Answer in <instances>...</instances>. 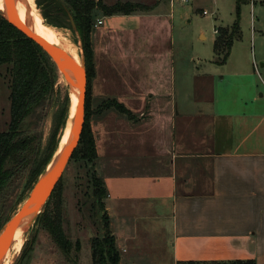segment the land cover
Here are the masks:
<instances>
[{
  "label": "crops",
  "instance_id": "0c3cea01",
  "mask_svg": "<svg viewBox=\"0 0 264 264\" xmlns=\"http://www.w3.org/2000/svg\"><path fill=\"white\" fill-rule=\"evenodd\" d=\"M135 2L153 7L97 11L91 35L94 110L109 99L132 114L91 120L120 264H264V59L233 58L232 43L213 70L212 44L179 78L171 0Z\"/></svg>",
  "mask_w": 264,
  "mask_h": 264
},
{
  "label": "trees",
  "instance_id": "16d2710c",
  "mask_svg": "<svg viewBox=\"0 0 264 264\" xmlns=\"http://www.w3.org/2000/svg\"><path fill=\"white\" fill-rule=\"evenodd\" d=\"M50 12L42 11L48 24L57 27L71 26L63 22L62 17L73 18L75 31L81 40V51L85 61L87 76L86 97L84 104V122L76 148L70 160H78L87 170L86 177L91 187L92 207L102 221V234L90 239L91 264H120L121 254L115 236L110 227L109 215L105 207L107 191L104 181L95 170L97 149L91 128L93 113H101L108 108L131 117L132 114L115 100L102 101L95 110L91 106V80L95 75L91 35L94 30L97 11L103 15L132 14L146 12L153 6L131 1H116L106 4L102 0H43ZM243 0H237V4ZM37 6L42 2L35 0ZM55 13L51 16L50 13ZM63 15V16H61ZM237 23L234 25L236 29ZM72 27V26H71ZM234 39L233 29H222L215 36L213 49L215 63L222 64L227 59ZM0 65H6L9 74L8 100L9 121L4 130H0V200L7 194L15 181L26 173V189L29 192L40 173L50 161L57 149V138L61 127L64 109L56 118L48 143L41 147L40 136L30 132L25 120L35 115L38 107L53 93L58 79V71L46 52L33 40L17 30L0 14ZM69 160V161H70ZM60 179L55 185L43 210L35 222L48 232L53 242L67 260L77 262L80 241L70 240L63 228V212ZM27 192V193H28ZM14 210V209H13ZM0 209V229L13 215ZM33 242H26L17 259V264H29ZM73 253V254H72ZM178 264H200V262H178ZM212 264H254V260H234L214 262Z\"/></svg>",
  "mask_w": 264,
  "mask_h": 264
},
{
  "label": "rangeland",
  "instance_id": "374dc122",
  "mask_svg": "<svg viewBox=\"0 0 264 264\" xmlns=\"http://www.w3.org/2000/svg\"><path fill=\"white\" fill-rule=\"evenodd\" d=\"M40 1L42 3L39 6L35 3L40 14L42 11L50 12L49 7L46 5L47 2ZM103 1L110 4L116 0ZM129 1L135 2L138 0ZM168 7L172 23L175 68L179 78L183 73L191 76L188 71L192 68H204L201 63L197 64L198 62H196L193 65V62L199 56L204 57L212 54L213 39L222 29H227L229 32L232 29L234 31L230 56L233 58L238 57L240 53L248 48L258 65L260 63L259 59L261 61L264 59V0H243L239 5L237 0H171V3L168 2L166 5V8ZM203 10L207 13L203 14ZM50 14L53 17L55 16L54 12ZM42 18L47 23L48 20L46 21L43 16ZM62 20L71 25L66 15L62 17ZM236 23L237 26L234 30ZM48 25L58 33L59 39L61 38V45L76 49L80 55L81 40L74 28L71 26L61 28L53 24ZM215 29L216 32H214ZM216 57L218 56L216 55ZM220 65L214 64L212 66L213 70L223 69ZM258 71L264 77V70L258 68ZM8 84L9 74L6 65H0V130H4L9 121ZM185 85H187V81ZM93 90L91 89V94ZM70 91V86L64 76L58 73L53 93L38 107L35 115L25 120L28 130L40 136L41 147L48 143L56 118H58L60 111L64 109L61 127L57 135V138L61 140L65 125L68 120L70 121ZM231 95L232 93H229L227 96ZM227 96L226 98H228ZM91 106L94 110L92 100ZM96 114L93 113L92 117L97 116ZM142 117L146 118V113ZM86 174L87 170L78 160H70L60 178L63 228L70 240L73 242L75 240L80 241V250L76 253L78 264H91L90 239L103 232V224L99 214H95L92 207L91 187L88 185ZM25 183L26 173H23L0 200L1 210L10 211L9 213L14 211L13 213H15L28 196L29 192ZM23 237L18 252L11 255L9 264H17V259L26 242H33L29 264H73L63 255L48 232L40 228L36 222L26 225Z\"/></svg>",
  "mask_w": 264,
  "mask_h": 264
},
{
  "label": "water",
  "instance_id": "95a60500",
  "mask_svg": "<svg viewBox=\"0 0 264 264\" xmlns=\"http://www.w3.org/2000/svg\"><path fill=\"white\" fill-rule=\"evenodd\" d=\"M3 1L5 11H0L1 16L17 30L22 32L26 37L37 43L50 57L58 73L64 76L66 82L70 86V89L75 86L78 88V93L74 115L70 120L71 128L67 141L63 144L61 149H59L58 143L57 149L53 153L44 170L34 182L24 202L0 229V260L5 256L6 252L10 248L14 233L18 226L25 218H28V220H26L27 222L25 223L24 230L27 224H33L35 222L37 216L41 213L47 200L49 199L55 185L62 177L72 153L77 146L82 130L87 85L85 61L81 49V62L80 64H77L65 50L60 48L58 45L51 44L44 40L22 23L16 12L15 0ZM69 20L72 28L75 29L73 18L70 15Z\"/></svg>",
  "mask_w": 264,
  "mask_h": 264
},
{
  "label": "bare ground",
  "instance_id": "6f19581e",
  "mask_svg": "<svg viewBox=\"0 0 264 264\" xmlns=\"http://www.w3.org/2000/svg\"><path fill=\"white\" fill-rule=\"evenodd\" d=\"M15 8L20 20L28 27V29H30L32 32L39 35L49 43L58 45L60 48L65 50L72 57V59H74V61L77 64H80L81 62L80 55L77 52V50L73 48L71 49L66 48L65 46L61 45L60 43L61 38L59 39L58 33L53 27H51L50 25H48L46 22L43 21V18L36 7L34 0H15ZM0 11H5L3 0H0ZM77 93H78V88L75 86L71 87V91H70L71 106L69 110L70 120L74 115L75 106L77 102ZM70 128H71V121L68 120L64 128L63 136L59 142V149H61L63 144L67 141L68 136L70 134ZM26 220H28V218H25L23 222L16 229L12 240V244L8 249V251L6 252L5 256L0 260V264H9L10 261L9 259L11 255L13 253L18 252L23 242L24 226L25 223L27 222Z\"/></svg>",
  "mask_w": 264,
  "mask_h": 264
},
{
  "label": "built area",
  "instance_id": "2783aa9c",
  "mask_svg": "<svg viewBox=\"0 0 264 264\" xmlns=\"http://www.w3.org/2000/svg\"><path fill=\"white\" fill-rule=\"evenodd\" d=\"M183 1H184V0H183ZM202 13H203V14H206L207 12H206L205 10H203ZM101 22H102L101 19H97V20H96V23L94 24V26L101 24ZM214 32H216V29L214 30Z\"/></svg>",
  "mask_w": 264,
  "mask_h": 264
}]
</instances>
